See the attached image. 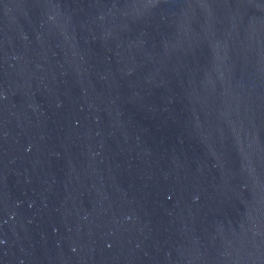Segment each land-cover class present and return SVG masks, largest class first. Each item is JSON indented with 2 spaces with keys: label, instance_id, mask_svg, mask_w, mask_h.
<instances>
[{
  "label": "water",
  "instance_id": "95a60500",
  "mask_svg": "<svg viewBox=\"0 0 264 264\" xmlns=\"http://www.w3.org/2000/svg\"><path fill=\"white\" fill-rule=\"evenodd\" d=\"M0 264H264V0H0Z\"/></svg>",
  "mask_w": 264,
  "mask_h": 264
}]
</instances>
